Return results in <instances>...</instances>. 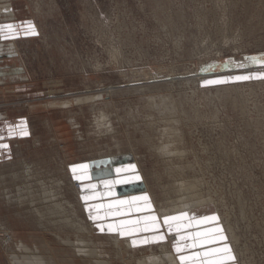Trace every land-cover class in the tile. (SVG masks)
I'll return each instance as SVG.
<instances>
[{"label":"rangeland","instance_id":"1","mask_svg":"<svg viewBox=\"0 0 264 264\" xmlns=\"http://www.w3.org/2000/svg\"><path fill=\"white\" fill-rule=\"evenodd\" d=\"M2 2L14 15L0 13V25L14 27L0 29V70L9 71L0 76V264H138L160 254L161 242L129 247L101 230L115 210L105 220L97 206L138 195L162 215L158 232L179 264L225 243L231 264H264V77L255 78L264 0ZM242 75L254 78L231 79ZM122 158L126 171L113 167ZM192 181L204 203L183 204L179 185ZM181 213L170 223L216 216L198 229L222 228L226 240L177 253L178 235L194 228L177 235L165 217Z\"/></svg>","mask_w":264,"mask_h":264},{"label":"bare ground","instance_id":"2","mask_svg":"<svg viewBox=\"0 0 264 264\" xmlns=\"http://www.w3.org/2000/svg\"><path fill=\"white\" fill-rule=\"evenodd\" d=\"M0 1H3V2H8V0H0ZM2 2V3H3ZM9 4H5V5H1L0 7H3L4 9L3 10H0V13H6L7 14V16H13L14 15V13H13V10H12V8H6L7 6H8ZM12 46L9 48V50H13V49H15L16 48V46H15V44L14 43H12L11 44ZM0 50L1 51H4V49H3V47L1 46L0 47ZM20 68H15V69H13V70H10V74L11 75H19V73H20ZM4 73H9V71H2V72H0V74H4ZM4 75H6V74H4ZM8 75V74H7ZM102 113V112H101ZM101 115H103V114H101ZM100 116V115H99ZM104 116V115H103ZM102 116V117H103ZM107 116V115H106ZM104 118H105V116H104ZM98 119V118H97ZM102 119V118H101ZM110 119V118H109ZM103 120V119H102ZM110 122V121H109ZM102 123H103V121L101 122V125H102ZM107 123V122H106ZM73 125V124H72ZM105 125V124H104ZM107 126V125H106ZM108 126H109V124H108ZM112 126V125H111ZM105 128V127H104ZM110 128V127H109ZM108 128V129H109ZM175 128H177V127H175ZM108 129H107V131H108ZM167 129V128H166ZM166 129H165V131H166ZM172 128H170V129H167L168 131L169 130H171ZM179 129H177V131H178ZM168 131H166L165 133H167ZM173 131L171 130V133H172ZM175 132H176V129H175ZM168 133H170V132H168ZM177 133V132H176ZM175 133V134H176ZM173 134V133H172ZM171 136V135H170ZM173 137H174V135H172ZM178 136H179V134H178ZM178 136H176V137H178ZM172 137V138H173ZM182 137H180V139H181ZM163 139V138H162ZM179 139V140H180ZM175 141V140H174ZM174 141H172L173 143H174ZM180 141H182V140H180ZM176 142V141H175ZM170 143V142H169ZM175 144H177V143H175ZM118 145V144H117ZM155 145V144H154ZM153 145V146H154ZM178 145V144H177ZM182 145V144H181ZM152 146V147H153ZM158 146V145H157ZM160 146V145H159ZM162 146V145H161ZM175 146V145H174ZM155 147V146H154ZM154 147H153V149H154ZM180 147V146H179ZM179 147H177V148H179ZM119 148V147H118ZM157 149V148H156ZM172 149V148H171ZM175 150L176 149H174L173 151L175 152ZM159 151L162 153V154H164V153H166V151H168L164 146L163 147H161L160 149H159ZM177 151V150H176ZM179 152H181L182 151V149L181 150H178ZM178 152V154H180ZM186 153V152H185ZM183 154V153H182ZM182 154H180V155H182ZM161 155V154H160ZM175 155H176V153H175ZM180 155H177V156H180ZM127 164H128V159L127 158H122L121 160H120V162L118 163V164H113V167L115 168V169H117V167L118 166H122V168H123V170L124 171H126V170H128V168H124V167H126L127 166ZM181 167V166H180ZM30 168V167H29ZM179 168V167H178ZM31 169V168H30ZM29 169V170H30ZM172 169V168H171ZM181 169V168H180ZM31 172H32V170H31ZM128 176V175H127ZM129 177V176H128ZM145 180V179H144ZM146 181V180H145ZM147 183V182H146ZM178 186V185H177ZM46 187V186H45ZM50 187V186H49ZM53 187V186H52ZM196 187H198L197 185H196V183H195V181L193 182H185V183H181L180 185H179V189H178V191L180 192V193H182V195H181V199L183 200V204H190V203H194V202H199V203H204L205 201H207V199H205V196L203 197V196H201L200 194V196H198L197 197V195H198V193H197V195H196V192L194 191V189H196ZM48 188V187H47ZM116 188V187H115ZM86 189V188H85ZM176 189V188H175ZM28 190V189H27ZM57 190V189H56ZM177 191V192H178ZM198 191V190H197ZM32 192H34V190L32 191ZM58 192V191H57ZM34 194H35V192H34ZM52 194V193H51ZM50 194V195H51ZM53 194H54V192H53ZM202 194V193H201ZM56 195H58L57 193H56ZM83 195V194H82ZM114 195H119V192H118V190H115V192H114ZM139 197H143V196H141V195H138ZM138 196H129L126 200H123V201H116V202H114V203H112L111 202V204L108 206V205H106V203H104V201H103V209H101V213H102V217H103V219H105V220H107V218H109L110 217V209H113V210H115L114 212H113V216H114V219L111 221V222H104V223H102V227H103V229L105 230L107 227H108V225H113V227H114V232H116V233H118V234H120L121 232H125V233H130V234H125V236H126V238H127V246H129V247H132L133 246V244H132V241L133 240H136L137 241V244H139V243H142L141 241H144V240H148L149 242L148 243H143V244H149V243H153V242H158V243H162L161 245L159 244V245H157L158 247L159 246H161L160 248H161V252H160V254H158V253H156L155 251H154V249H152L151 250V253H147V254H145L143 257H141V258H139L138 259V264H166V261H168L169 263H171V264H179V260H178V257H177V255L174 253V251H172L170 248H169V242L167 241V239H166V237H165V235L163 234V233H160V232H158V229L161 227V216L162 215H159L156 211H157V209L155 208V206L153 205V203L152 202H150L149 200L148 201H144V200H142V199H137L138 198ZM53 197V196H52ZM96 197L98 198V199H100V200H104V191L101 189V188H99L98 189V192H97V194H96ZM150 198H151V195H150ZM153 198V197H152ZM13 199V198H12ZM26 199V198H25ZM24 199V200H25ZM11 201V200H10ZM26 201V200H25ZM56 201V200H55ZM55 201H53V202H55ZM59 201H60V198H59ZM62 201V200H61ZM155 201V200H154ZM120 202H123V203H120ZM56 203V202H55ZM62 203V202H61ZM155 203H156V201H155ZM211 203V202H210ZM47 204V203H46ZM52 204V203H51ZM57 204V203H56ZM150 204V207L148 206ZM177 204V203H176ZM208 204V203H207ZM49 205V204H48ZM62 205V204H61ZM37 206V205H36ZM63 206V205H62ZM107 206H108V208H107ZM49 207V206H48ZM52 207V206H51ZM58 207H60V206H58ZM158 207V206H157ZM50 208V207H49ZM53 208V207H52ZM163 208V207H162ZM161 208V209H162ZM40 210V209H39ZM166 210V209H165ZM183 210V209H182ZM186 210V209H185ZM189 210V209H188ZM42 211V210H41ZM180 211V210H179ZM58 212H59V214L61 215L62 213H61V211H53V212H51V213H53V215H57L58 214ZM178 212V211H177ZM168 213H170V212H168ZM174 213V212H173ZM244 213V212H243ZM42 214V213H41ZM40 214V215H41ZM75 214H76V212H75ZM43 215V214H42ZM66 215V214H65ZM172 215V214H171ZM243 215V214H242ZM45 216H46V214H45ZM77 216V215H76ZM152 216H155V217H157V220L155 221V222H153L152 220H150V219H146L147 217H152ZM201 217V218H200ZM44 218V217H43ZM204 218L205 217H203V216H196V214L195 213H192L191 215H190V217H189V219L188 220H186V221H178V222H175V223H170V225H171V230H174L176 233L178 232V233H181V231H182V229H184V228H188V227H193L194 228V230H192L191 232H188V234L186 233L185 235L186 236H184L183 234H179L178 235V233H177V235L179 236L178 237V239L180 240V237L181 236H184V237H187V239H185V240H180L181 242H182V250H191V249H193V247H190V245H192V244H197V245H199V241L202 239L201 237H197L196 236V233L197 232H202V233H204L203 231H201L200 229H198L199 228V226H200V224H202L203 222H205V220H204ZM62 219L64 220V222H65V220H66V222L67 223H69V219L68 218H66V216H65V219L62 217ZM74 219V218H73ZM72 219V220H73ZM44 220H45V218H44ZM74 220H76V219H74ZM73 220V221H74ZM78 220V219H77ZM41 222H42V220H40ZM121 221H135L136 223H134V224H121ZM40 222V223H41ZM72 222V221H71ZM78 222V221H77ZM223 222V221H222ZM76 223V222H75ZM79 223H80V221H79ZM224 223V222H223ZM85 224V223H84ZM153 224H155L156 225V227H153ZM228 224V223H227ZM63 225H64V223H63ZM230 225V224H229ZM72 226V225H71ZM80 226H81V224H80ZM83 226V225H82ZM87 227V226H86ZM231 227V226H230ZM230 227H229V229H230ZM233 227V226H232ZM75 228V227H74ZM77 228V227H76ZM83 228V227H82ZM89 228V227H88ZM86 229V228H85ZM90 229V228H89ZM233 229V228H232ZM73 230V229H72ZM87 230V229H86ZM207 230H209V229H207ZM163 231V230H162ZM234 231V230H233ZM185 233V232H184ZM234 234H236L235 232H234ZM115 235H117V234H114V236ZM160 235H163L164 236V240L163 241H152V238L154 237V236H160ZM215 234L214 233H209V236L211 237V236H214ZM117 236H119V235H117ZM123 236V235H122ZM238 237V236H237ZM111 238H113V237H111ZM110 238V239H111ZM79 239V238H78ZM118 239H119V237H114V242H115V244H116V246L119 248V253L120 254H122V249H121V246H122V242H120V241H118ZM166 239V240H165ZM177 239V236H176V234L175 235H170L169 236V240L170 241H173L175 244L177 243V242H179V240ZM69 240V239H68ZM82 240V239H81ZM121 240V239H120ZM84 241V240H83ZM167 241V242H166ZM237 241V240H236ZM229 242H231V241H229ZM22 243V242H21ZM84 244H83V246H85V247H87V252L88 253H90L92 250L89 248V247H91V246H89L88 245V243H86V242H83ZM232 243V242H231ZM237 243V242H236ZM235 243V244H236ZM23 244V243H22ZM136 244V245H137ZM24 245V244H23ZM126 245V244H125ZM149 245H151V244H149ZM149 245H147V247L149 246ZM234 245V244H233ZM80 247V246H79ZM146 247V248H147ZM154 247V246H153ZM181 247V246H180ZM235 247H236V245H235ZM234 247V248H235ZM150 248H152V247H150ZM155 248V247H154ZM194 248H197L198 249V246L197 247H194ZM144 249V248H143ZM205 251H206V249H204ZM118 253V254H119ZM236 253H237V251H236ZM186 256H192L193 257V259L192 260H190V261H188L187 262V264H194V260H195V258H194V255L192 254V253H190V254H187ZM231 256L233 257V254L231 253ZM132 258H134V257H132ZM204 259H206V258H204ZM203 259V260H204ZM20 260V259H19ZM231 260V259H230ZM230 260H228V261H226V264H231L230 263ZM239 260V259H238ZM98 264H109L108 263V261H100V262H98ZM198 264V263H197ZM239 264V263H238Z\"/></svg>","mask_w":264,"mask_h":264},{"label":"snow or ice","instance_id":"3","mask_svg":"<svg viewBox=\"0 0 264 264\" xmlns=\"http://www.w3.org/2000/svg\"><path fill=\"white\" fill-rule=\"evenodd\" d=\"M14 26L11 24L8 25H0V29L3 28H8L9 30H11ZM252 60H256V57H252ZM261 64H264V58H261L259 61ZM240 67H243V65H240ZM264 77V74H259L257 77L255 78H262ZM254 78L252 76H247V75H242V76H235V77H231V79L233 80H248ZM226 82L225 80H212V81H205V83H223ZM13 132L12 128H9V135H11ZM0 147H4L7 148V145H0ZM76 167L82 168V169H87L88 165L87 164H83V165H78ZM134 167V166H133ZM75 170V168H74ZM77 179H84V177H76ZM94 187V186H93ZM85 200H88L89 197H84ZM137 199H142L144 201H148V197L147 196H143V197H138ZM123 203V202H120ZM150 207V204L148 205ZM97 207H103L102 205L97 206ZM184 216H187V213H181L179 217L173 216V217H165V223H169V227L171 228L170 222L171 221H175L178 220ZM93 219H95V217H93ZM146 219H150L153 222H155L157 220V217L152 216V217H147ZM218 218L216 216H211V217H205L204 220L205 221H216ZM136 223L135 221H121V224H134ZM153 227H156L155 224H153ZM101 230L103 231V227L101 226ZM108 230L109 231H113L114 227L113 225H108ZM209 233H214L217 235L214 236H209ZM121 235H125V234H130V233H125V232H121ZM197 237H201L202 239L199 241V246H203V245H207V244H212V243H216L219 241H225L226 237L223 234V230L222 228H212L209 229L207 232H197L196 233ZM187 239V237L181 236L180 240H185ZM164 240V236L160 235V236H154L152 238V241H163ZM142 243H148L149 241L146 239L144 241H141ZM133 246H136L137 241L133 240L132 241ZM197 244H192L190 245V247H197ZM176 251L177 253H180L182 251V248L177 244L176 246ZM205 257L206 259H204L202 261V264H226V261L233 259L234 257L231 256V249L230 247L225 243L223 245V247H212L207 249L206 251H204L203 253H195L194 256L195 257H200V256ZM179 259L181 261V264H187L188 261L192 260L193 257L192 256H184V255H180Z\"/></svg>","mask_w":264,"mask_h":264},{"label":"crops","instance_id":"4","mask_svg":"<svg viewBox=\"0 0 264 264\" xmlns=\"http://www.w3.org/2000/svg\"><path fill=\"white\" fill-rule=\"evenodd\" d=\"M3 70H0V72H2ZM0 76H3V74H0ZM99 184H101V182H98ZM201 225V224H200ZM198 247H200L199 245H198ZM186 250V249H185ZM191 250H194V251H196L197 250V248H195V249H191ZM205 250L204 249H202L199 253H203ZM191 253H193V254H195V253H197V252H191ZM188 254H190V253H188ZM187 255V254H186ZM185 255V256H186ZM202 257V256H201ZM194 258H195V256H194ZM199 257H197L196 258V260H199L198 259ZM202 264V262L199 260V261H196V264Z\"/></svg>","mask_w":264,"mask_h":264}]
</instances>
